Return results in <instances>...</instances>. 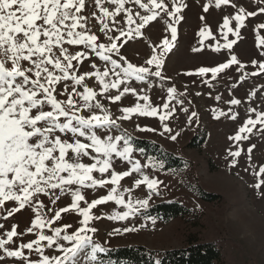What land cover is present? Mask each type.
Returning a JSON list of instances; mask_svg holds the SVG:
<instances>
[{
    "label": "rangeland",
    "instance_id": "1",
    "mask_svg": "<svg viewBox=\"0 0 264 264\" xmlns=\"http://www.w3.org/2000/svg\"><path fill=\"white\" fill-rule=\"evenodd\" d=\"M141 3L150 5V0H141ZM164 4L172 12L177 6L184 5L177 13L182 19L177 23L175 17L156 9L159 12L157 18L141 28V35L133 31L129 38L121 35V31L127 33L130 28L135 29L141 23L140 16L151 13L141 8L135 0H125L124 11L115 16H104L101 6L109 12H115L117 5L111 3V0H101L100 5L96 4V0H85L84 9L77 13L85 18L81 21L84 27L75 31L96 35L97 45L110 46L113 41L109 37H119V40L114 41L119 52H105L111 60L117 61L120 65L118 68H114L111 60H102L90 46L68 44L66 30L62 29L65 31L62 47L67 49V54L85 53L81 61H72L73 67L69 74L83 75L85 79L79 85L72 79L61 80L55 85L53 94L59 101H67L72 94L77 115L103 116L106 110L115 124L96 128V134L105 140L108 136H124L133 149L131 160L140 161L141 171L124 177L119 185L105 184L103 187L74 183L62 185L61 191V188L52 189L42 183L41 187L46 188V192L34 193L19 211H15L19 207V201L5 200L0 205V240L7 243L0 247V264H37L42 256L36 251L37 245L33 242L39 240L40 234L55 237L54 229L63 230L66 225L70 226L66 233L73 234L85 226L83 216L77 210L61 212V209L74 202L73 194L79 191L84 196L85 199L79 202V206L86 208L93 200L108 195L113 187L117 188V196L122 195L126 203L130 200L137 208L139 205L136 201L149 199L150 193L151 196L148 206L139 208L127 220L109 219L115 213L128 211L125 205L117 204L114 200L91 209L90 215L94 218L88 222L87 228H95L96 232H88L87 235L107 251L133 246H142L151 251L181 249L189 239L197 238L204 243L214 244L221 252L223 264H264V195L261 194L264 193V185L260 189L254 187L260 179H264L257 174L260 167L264 166V125L257 123L251 133L241 134L246 139H231L249 119H258L264 113V69L260 67L264 64V44L260 43L264 39V28L260 27L264 24V12L260 11L264 2L229 0V3L219 7L216 6V0H175V4L173 0H164ZM241 8L245 13H256L252 16L245 15L242 26L235 19L237 15H244L240 12ZM128 10L136 22L131 26L128 24ZM226 18L232 32H228L223 26ZM104 24L108 27L104 28ZM170 24L177 30L174 47L163 54V66L157 69L155 64L149 65L146 61L153 55L162 54V41L165 38L171 39ZM202 31L205 32L203 36ZM236 31L239 32L238 37L235 35ZM43 39L45 38L41 36V41ZM230 41L235 43L231 48L225 47ZM59 47L53 48V54L63 60ZM233 56L238 62H232ZM129 63L135 67H147L151 73L159 70L161 75L145 74L144 80H137L135 76L124 77L123 68ZM8 64L10 66L11 61ZM222 64L229 66L215 76L211 72L203 75L199 73L200 68H214ZM22 65L28 67L30 62L22 61ZM49 68L61 75L51 65ZM97 71H108V76L104 78L105 83L109 84L108 91L103 90V85L95 75H89ZM116 72L120 73L119 77ZM29 75L34 78V72ZM117 79H123L124 83L120 84L119 89L111 88V83ZM85 87L96 93L95 98L89 102L94 106L91 109L84 107L81 95L75 94L83 93ZM125 87L135 89V92L125 93ZM171 88L175 89L174 93L169 92ZM116 95H121L119 101H113L112 97ZM143 96L149 99H141ZM233 100H239L240 103L233 104ZM97 103L102 107H95ZM137 104L156 108L158 114L142 116L133 113L128 119L121 118L126 115L122 109L135 107ZM165 104L168 105L167 109L163 107ZM64 106L68 108L67 105ZM44 110L50 111L51 106L45 104ZM221 112L224 115H220ZM166 113H170L168 119L161 121L160 116ZM193 113L196 115L193 116ZM60 122H66L65 118L61 117ZM73 123L76 124L75 121ZM165 126L171 131H164ZM52 135L59 136L68 143H74L78 139L81 143L91 144L86 136H74L70 132L56 130ZM171 136H176V139L172 140ZM135 140H148L162 149L157 150L156 155L147 156L144 150L134 147ZM123 147L124 141L121 140L117 150H123ZM249 148H252L251 153L248 152ZM87 151L90 155H82L80 163H95L93 156L101 160L105 158L92 148ZM235 151L241 152L239 157L230 155V152ZM166 152L179 158L168 169L166 162L170 160L159 158H165ZM58 154L57 150L55 155ZM66 159L75 162L76 156L71 149ZM149 159L153 162L151 165ZM111 163L112 168L108 172L101 174L94 171L92 176L97 180H109L113 170L123 172L132 168L131 163L115 153L112 154ZM60 175L67 177L68 173ZM144 175L161 182L156 190L148 189L146 184L136 187L135 181L142 179ZM11 178L10 174L9 179ZM13 190L23 195L18 188ZM203 194L211 199L205 200ZM169 203H178L188 209L190 217L164 221L146 213L157 204ZM57 212L61 214L59 220L55 219ZM38 218L42 221V227L36 226ZM133 227L138 231H123ZM116 229H120V232L117 233ZM13 230L16 235L9 240L8 233ZM64 234L62 231L61 236ZM28 243H33L32 249L21 247ZM60 244L71 246L69 242L57 238L56 244L48 246L47 241H41L39 247L43 250V255L51 258L63 255L58 249ZM5 248L9 251H21L23 256L9 257ZM88 252L90 246L78 257L79 264H96L88 260ZM105 252L98 253V259L103 264H109L110 261L101 259Z\"/></svg>",
    "mask_w": 264,
    "mask_h": 264
},
{
    "label": "snow or ice",
    "instance_id": "2",
    "mask_svg": "<svg viewBox=\"0 0 264 264\" xmlns=\"http://www.w3.org/2000/svg\"><path fill=\"white\" fill-rule=\"evenodd\" d=\"M100 3L101 0H96L97 5H100ZM111 3L117 5L115 12H109L107 8L101 6L104 16H115L125 10V0H111ZM135 3L146 9L151 15L140 16L141 23L137 24L135 29L130 28L127 33L121 31V35L129 38L133 31L137 35H141V28L157 18L159 12L155 11L156 9L165 11L168 15L175 17L177 23L182 19L181 16L177 15L184 6L182 4L177 6L175 11L172 12L164 4V0H150L151 6L141 3V0H135ZM173 3L175 4V0H173ZM227 3H229V0H216L217 7ZM84 7L85 0H0V56H2L0 58V205L5 200L19 201V207L15 211L24 208L34 193L46 192V188L41 187L42 183L52 189L74 183L87 187H95L97 185L103 187L105 184L119 185L124 177L131 176L132 172L141 171L140 161L136 160L133 162L131 160L133 149L129 146V141L124 136H108L105 140L96 134V128L115 124V121L111 119L106 110L103 116L97 114L89 117L77 115L75 101L71 99L72 94L69 95L67 101H59L53 94L56 90L55 85L61 80L72 79L79 85L85 79L83 75L70 76L69 74L70 69L73 67L72 61H81L85 53L67 54V49L62 47L65 41V31L62 29L66 30L68 37L66 42L68 44L90 46L102 60H111V57L105 55V52H119L118 45L114 42L119 40V37H109V40L113 41L110 46L105 44L97 45L98 37L96 35L75 31L77 28L84 27L81 21L85 18L77 15ZM128 11V24L131 26L136 22L132 18L131 11ZM205 11H207V8H205ZM260 11L264 12V7ZM240 12L244 13V15H237L235 19L240 22L241 26L245 15L252 16L256 14L252 12L245 13L243 8L240 9ZM136 15H139V13ZM69 20L71 23H66ZM229 23L226 18L223 26L228 29V32H232L233 29L229 27ZM107 27L108 25L104 24V28ZM260 27L264 28V24L260 25ZM169 28L171 29V39L165 38L162 41V54L153 55L151 59L146 61L149 65L155 64L157 69L163 66V54L170 52L174 47L177 30L171 24ZM208 34L210 35V32ZM201 35H205V32L202 31ZM235 35L238 37L239 32L236 31ZM41 36L45 38L43 41H41ZM225 39H227V35H225ZM234 43L235 41H230L225 47L231 48ZM260 43L264 44V39H261ZM57 46H60L59 51L63 54V60L53 54V48ZM97 49L100 51H97ZM9 61H11L10 66L8 64ZM22 61L30 62V66L24 67ZM232 62H238L235 56L232 57ZM111 63L114 68L120 67L116 60H111ZM49 65L59 70L61 75H57L55 71L49 68ZM228 66V64H222L214 68H200L199 73L203 75L211 72L215 76ZM260 67L264 69V64H261ZM33 72L34 78L29 75ZM108 74V71L103 73L97 71L89 75H95L103 85V90L108 91L109 84L105 83L104 80ZM115 74L117 77L120 76L119 72ZM123 74L124 77L135 76L137 80H144L145 74L161 75L159 70L151 73L147 67H135L130 63L123 68ZM121 83H124V80L117 79L111 83L110 87L119 89ZM123 91L125 93L129 91L135 92V89L125 87ZM73 92L75 93V90ZM169 92L174 93L175 89L171 88ZM75 94L82 96L85 102L84 107L89 109L94 107L89 103L96 96V93L91 88L85 87L83 93ZM121 95L112 97L113 101H119ZM141 99L148 100L149 98L143 96ZM232 103L239 104L240 101L233 100ZM45 104L51 106L50 111L44 110ZM64 105H67L68 108L66 109ZM95 107L99 108L102 106L97 103ZM163 107L167 109L168 105L165 104ZM34 109L35 112H33ZM122 111L126 114L121 117L122 119L130 118L133 113H139L142 116H156L158 114L156 108L142 107L139 104L135 107L124 108ZM169 115L170 113H166L160 116V120L168 119ZM192 115L195 116L196 114L193 113ZM220 115H224V113L221 112ZM61 117H64L66 122L61 123ZM232 118L235 119V116ZM257 123L264 125V113L260 114L258 119H249L239 129V133L235 137H231V139L237 141L246 139L247 137L241 134L251 133ZM56 130L62 133L70 132L74 136L76 134L80 137L86 136L91 141V144L81 143L78 139L74 143L62 141L59 136L53 137L52 134ZM164 131L170 132L171 129L165 126ZM170 138L175 140L176 136H171ZM121 140L124 141L125 147H123V150H117V145ZM252 147L255 146L253 145ZM89 148H92L98 154H102L105 158L101 160L93 156L92 159L96 161L95 163H80L79 158L82 155H90L87 151ZM69 149L75 153V162H69L66 159ZM57 150L59 154L55 155ZM251 151L252 148H249L248 152L251 153ZM113 153L131 163V170L123 172H115L113 170L109 180L95 179L92 176L94 171H99L103 174L112 168L111 159ZM240 154V151L230 152L233 157H239ZM152 163L151 159H149V164L151 165ZM233 163H235V160ZM98 164L101 166L97 167ZM65 172L68 173L67 177L60 175V173ZM10 174L11 179H9ZM257 174L264 177V166L260 167ZM86 181L90 183L86 184ZM159 183L161 182L156 179H150L147 175L135 181L136 187L146 184L150 190H156ZM262 185H264V179H260L254 187L260 189ZM14 188H18L23 195L21 196L17 191H14ZM61 191H63V188H61ZM116 193L117 188L113 187L108 195L93 200L86 208H80L79 202L84 201L85 198L79 191H76L73 194L74 202L69 207L61 209V212L77 210L83 216V224L85 226L73 234L66 233L67 227H70L69 225H66L63 230L60 228L54 229L55 237L40 234L39 240L33 242L37 245L36 251L42 256V260L38 261L37 264H79L78 257L89 246L88 260L96 262V264H103V261L98 259L97 254L107 250L100 244L94 243L92 237L87 235L88 232H96L95 228H87L88 222L94 218L90 215L91 209L114 200L117 204L125 205L128 211L122 214L115 213L109 219L127 220L132 213L138 212L139 208H146L151 196L150 193L149 199L136 201V204L139 205V208H137L130 200L126 203L123 196H117ZM261 194L264 195V193ZM85 203L87 202L85 201ZM9 215H11V212ZM60 215V212H57L55 219L59 220ZM35 223L36 226H43L39 218ZM153 223H155L154 219ZM141 227H144V225H141ZM62 231L65 233L63 236H61ZM115 231L119 233L120 229ZM123 231L132 232L138 231V229L134 227L125 228ZM15 235V230L9 232L8 239L11 240ZM57 238H62L64 241L69 242L71 246L58 245L59 251L63 253L62 256L50 258L47 255H43V250L39 247L40 242L47 241L48 246H51L57 243ZM6 243L7 241L0 240V247H4ZM33 243H28L21 247L32 249ZM5 251L9 257L23 256L21 251H9L7 248H5ZM156 264H160V261L157 260Z\"/></svg>",
    "mask_w": 264,
    "mask_h": 264
},
{
    "label": "trees",
    "instance_id": "3",
    "mask_svg": "<svg viewBox=\"0 0 264 264\" xmlns=\"http://www.w3.org/2000/svg\"><path fill=\"white\" fill-rule=\"evenodd\" d=\"M134 147L138 150H144L145 155H156L157 150L162 148L158 144H152L148 140L133 141ZM167 153V156L161 157L167 161L166 169L172 167L179 160L178 157ZM209 195V194H208ZM205 200H210V196H202ZM150 216L161 218L164 221L182 217L189 218L190 211L178 203L157 204L146 212ZM101 259L113 262L114 264H223L220 250L211 243H204L197 238L189 239L186 245L181 249H171L166 251L149 250L142 246L119 247L108 250L102 254Z\"/></svg>",
    "mask_w": 264,
    "mask_h": 264
}]
</instances>
